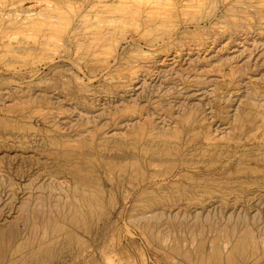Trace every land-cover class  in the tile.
Listing matches in <instances>:
<instances>
[{"label":"rangeland","instance_id":"obj_1","mask_svg":"<svg viewBox=\"0 0 264 264\" xmlns=\"http://www.w3.org/2000/svg\"><path fill=\"white\" fill-rule=\"evenodd\" d=\"M121 1L0 0V264H264V0Z\"/></svg>","mask_w":264,"mask_h":264},{"label":"bare ground","instance_id":"obj_2","mask_svg":"<svg viewBox=\"0 0 264 264\" xmlns=\"http://www.w3.org/2000/svg\"><path fill=\"white\" fill-rule=\"evenodd\" d=\"M64 1V0H63ZM93 1H95V0H93ZM107 1V0H106ZM114 1H116V0H114ZM120 1V0H119ZM123 1V0H122ZM121 1V2H122ZM140 1V0H139ZM166 1H169V0H166ZM165 1V2H166ZM177 1V0H176ZM197 1H199V0H197ZM196 1V2H197ZM230 1V0H229ZM232 1V0H231ZM237 1V0H236ZM241 1H244V0H241ZM250 1V0H249ZM261 1V0H260ZM4 2V1H3ZM25 2V1H24ZM32 2V1H31ZM105 2V1H104ZM132 2V0L129 2V3H131ZM145 2H148V1H146L145 0ZM158 2V1H157ZM165 2H164V5H165ZM178 2H179V0H178ZM194 2V1H193ZM201 1H199V3H200ZM206 2V1H205ZM223 2V1H222ZM38 3V2H37ZM66 3V2H65ZM73 4H74V2H72ZM84 3H86V2H84ZM133 3V2H132ZM171 2H169V4H170ZM192 3V2H191ZM198 3V4H199ZM203 3V1L201 2V4ZM226 3H227V1H226ZM230 3V2H229ZM242 3H244V2H242ZM8 4V3H7ZM10 4V3H9ZM100 4V3H99ZM102 4V3H101ZM127 4V3H126ZM134 4H137V5H139V7H140V4H141V2H136V3H134ZM155 4V3H154ZM168 4V5H169ZM183 4V3H182ZM193 4V3H192ZM21 5H22V2H21ZM48 5V4H47ZM67 5H69V4H67ZM78 5V4H77ZM77 5H76V7H77ZM96 5H98V4H96ZM96 5H94L95 7H96ZM103 5H105V3L103 4ZM102 5V6H103ZM142 6H143V4H141ZM158 4H156V6H157ZM167 5V4H166ZM165 5V6H166ZM170 5H172V4H170ZM51 6H53V5H51ZM61 6V5H60ZM83 6V5H82ZM87 6H89V5H87ZM118 6V5H117ZM122 5H120V7H121ZM133 6V5H132ZM160 6V5H159ZM183 6H185V5H183ZM225 6V5H224ZM235 6V5H234ZM1 7V6H0ZM49 6H46V8H48ZM66 7V6H65ZM65 7H63V8H65ZM70 7V6H69ZM81 7V6H80ZM128 7H130V6H128ZM137 7V6H136ZM158 7V6H157ZM161 7V6H160ZM162 7H163V5H162ZM196 7V6H195ZM218 7V6H217ZM45 8V9H46ZM75 8V7H74ZM92 8V7H91ZM94 8V7H93ZM92 8V9H93ZM134 8V7H133ZM140 8H142V7H140ZM148 8V7H147ZM166 8V7H165ZM189 8V7H188ZM191 8V7H190ZM194 7H192L191 8V10L193 9ZM244 8V7H243ZM43 9V8H42ZM112 9V8H111ZM124 9H129V8H124ZM132 9V8H131ZM138 9V8H137ZM170 9V8H169ZM195 9V8H194ZM56 10V9H55ZM68 10V9H67ZM69 10H71L72 11V9H69ZM89 10V12H91L90 11V9H88ZM94 10H96V8H94ZM100 10V9H99ZM117 10V9H116ZM119 10V9H118ZM152 10V9H151ZM154 10H157V8H155ZM164 10H167V9H164ZM163 10V11H164ZM230 10V9H229ZM57 11H59V10H57ZM56 11V12H57ZM77 11V10H76ZM82 11L83 10H81V12L80 13H82ZM103 11V10H102ZM113 11V10H112ZM122 12L123 11H125V13H129V14H127V15H130L131 17H134V15H135V12H134V10L132 11V10H128V12H127V10H121ZM137 11V10H136ZM159 11V10H158ZM163 11H161V12H163ZM170 12L171 11H173V10H169ZM168 11V12H169ZM189 11H190V9H189ZM221 11V10H220ZM25 12V11H24ZM62 11H60L59 12V14L61 13ZM69 12V11H68ZM73 12V11H72ZM88 12V11H87ZM114 12V11H113ZM145 12V11H144ZM155 12V11H154ZM157 12V11H156ZM167 12V11H166ZM213 12H214V10H213ZM224 12V11H223ZM48 13V12H47ZM50 13V12H49ZM64 13H66V12H64ZM105 13V12H104ZM103 13V14H104ZM107 13V12H106ZM164 13H165V11H164ZM179 13V12H178ZM219 13V12H218ZM224 13H227L228 14V12H224ZM223 13V14H224ZM43 14V13H42ZM46 14V13H45ZM51 14V13H50ZM109 14H111V13H109ZM121 14V13H120ZM123 14V13H122ZM158 14V13H157ZM167 14H169V13H167ZM182 14V13H181ZM185 14H189V13H184V15ZM236 14V13H235ZM21 15V14H20ZM72 15H74V14H72ZM76 15H78V14H76ZM107 15V14H106ZM105 15V16H106ZM127 15H125V16H127ZM144 15H147V14H144ZM149 15V14H148ZM174 15V14H173ZM179 15V14H178ZM204 15H207V14H204ZM57 16V15H56ZM104 16V15H103ZM109 16V15H108ZM112 16V15H111ZM110 16V17H111ZM113 16H115V15H113ZM136 16V15H135ZM202 16V15H201ZM215 16H216V14H215ZM58 17H60V16H58ZM94 17V16H93ZM95 17H97V16H95ZM117 17H119V16H117ZM120 17H122V16H120ZM123 17H124V15H123ZM141 17V16H140ZM161 17V16H160ZM198 17H199V15H198ZM218 17V16H217ZM220 17V16H219ZM10 18V17H9ZM40 18V19H39ZM42 18V19H41ZM60 18H63V17H60ZM64 18H66V17H64ZM78 18V17H77ZM101 18H103V17H101ZM107 18V17H106ZM112 18V17H111ZM142 18V17H141ZM151 18H154V17H151ZM164 18H166V17H164ZM185 18V17H184ZM196 18V17H195ZM5 19H7V18H5ZM94 19H96V18H94ZM126 19H128V18H126ZM135 19H137V18H135ZM156 19H159L158 17L156 18ZM132 20V19H131ZM150 20V19H149ZM50 21V20H49ZM53 21V20H52ZM123 21V20H122ZM156 21V20H155ZM212 21V20H211ZM58 22V21H57ZM106 22V21H105ZM133 22V21H132ZM8 23H13L14 25H16V26H18L19 28L17 29V30H19V32L22 34V35H24V36H27V37H30V35H31V32H33V34L35 35L36 33H38V32H40V28H39V26L40 25H45V26H49V27H54L55 25L54 24H51V23H48V22H46V19H45V15H40V14H37V15H35V16H27V17H25V19H24V22L23 21H21V22H18L17 21V19H16V21L14 20V19H11V20H9V22ZM60 24H61V22H59ZM110 23V22H109ZM119 23H121L122 24V22H119ZM136 23V22H135ZM191 23V22H190ZM202 23V22H201ZM207 23V22H206ZM58 24V23H57ZM106 24V23H105ZM127 24V23H126ZM139 24V23H138ZM195 24V23H194ZM64 25V24H63ZM99 25V24H98ZM116 25V24H115ZM141 25H143V24H141ZM149 25H152V24H149ZM198 25V24H197ZM204 25V24H203ZM77 26V25H76ZM102 26H104V25H102ZM101 26V27H102ZM136 26V25H135ZM146 26H148V25H146ZM169 26H171V25H169ZM183 26V25H182ZM56 27H58V26H56ZM81 27V26H80ZM106 27V26H105ZM110 27V29L111 28H113L114 26H109ZM109 27H107V28H109ZM124 27V26H123ZM143 27V26H142ZM184 27V26H183ZM190 27V26H189ZM194 27H196V26H194ZM214 27V26H213ZM48 28V27H47ZM60 28V27H59ZM62 28V27H61ZM72 28V27H71ZM131 29H133L132 27H130ZM145 27H143V29H144ZM42 29H44V28H42ZM63 29V28H62ZM83 29V28H82ZM98 29V28H97ZM103 29V28H102ZM124 29H126V28H124ZM191 29V28H190ZM196 29V28H195ZM194 29V30H195ZM49 30H51L50 28H49ZM52 30H55V29H52ZM87 30V29H86ZM85 30V31H86ZM92 31H93V29H91ZM96 30V29H95ZM100 30V29H99ZM109 30V29H108ZM116 30V29H115ZM118 30V29H117ZM127 30H129L130 31V29H127ZM138 30V29H137ZM142 30V29H141ZM140 30V31H141ZM56 31V30H55ZM54 31V32H55ZM84 31V30H83ZM90 31V30H89ZM88 31V32H89ZM113 31V30H112ZM120 31V30H119ZM87 32V33H88ZM91 32V31H90ZM94 32V31H93ZM121 32V31H120ZM171 32H173V31H171ZM175 33H173V34H176V31H174ZM185 32V31H184ZM0 35L4 38L5 36H6V30H1L0 31ZM96 33V32H95ZM116 33H118V32H116ZM115 33V34H116ZM126 33V32H125ZM124 33V35H126ZM138 33L140 34V32L138 31ZM144 33V32H143ZM46 35H47V33H45ZM58 34V33H57ZM114 34V35H115ZM119 34V33H118ZM146 34V33H145ZM178 35H179V33H177ZM181 34V33H180ZM8 35H10V34H8ZM7 35V36H8ZM94 35H96V34H94ZM101 35H103L104 36V34H101ZM100 35V36H101ZM136 35V34H135ZM138 35V34H137ZM151 35V34H150ZM36 36V35H35ZM43 36V35H42ZM61 36V35H60ZM93 36V35H92ZM117 36V35H116ZM130 36H134V35H130ZM166 36V35H165ZM10 39H12L13 37H11V36H8ZM82 37V36H81ZM147 37V36H146ZM159 37H161V36H159ZM176 37H178V36H176ZM55 38V37H54ZM78 38V37H77ZM84 38V37H83ZM90 38V37H89ZM132 38V37H131ZM135 38V37H134ZM137 38V37H136ZM49 39L50 40H52L50 37H49ZM87 39V38H86ZM92 39V38H91ZM105 39V38H104ZM118 39H120V38H118ZM133 39V38H132ZM167 39V38H166ZM171 39V38H170ZM54 40V39H53ZM55 40H59V39H55ZM54 40V41H55ZM81 40V39H80ZM97 40V39H96ZM130 40V39H129ZM157 40V39H156ZM163 40V39H162ZM7 41V40H6ZM10 41L11 40H8V44L10 43ZM102 41V40H101ZM100 41V42H101ZM103 41H105V40H103ZM158 41V40H157ZM168 41V40H167ZM77 42V41H76ZM107 42V41H106ZM117 43L116 44H118V41H116ZM123 42V41H122ZM135 42V41H134ZM133 42V43H134ZM148 42V41H147ZM156 42V41H155ZM39 43V42H38ZM78 43V42H77ZM95 43L96 42H94V45H95ZM130 43V42H129ZM0 44H2V43H0ZM36 44V43H35ZM148 44H149V42H148ZM45 45V44H44ZM101 45H103V44H101ZM113 45H114V43H113ZM35 46V45H34ZM80 46V45H79ZM87 46V45H86ZM135 46H137V44L135 45ZM17 47H19L18 45H17ZM37 47V46H36ZM88 47V46H87ZM92 48H93V46H91ZM94 47H98V46H94ZM120 47V46H119ZM4 48H6V47H4ZM45 49H47V48H45ZM44 49V50H45ZM78 49V48H77ZM82 49V48H81ZM103 49V48H102ZM12 50V49H11ZM11 50H8V51H11ZM89 50V49H88ZM88 50L86 51V52H88ZM99 50V49H98ZM2 51V50H1ZM78 51V50H77ZM89 51H91V50H89ZM95 51V50H94ZM109 51V52H108ZM108 51H104V52H108V53H111L110 52V48L108 49ZM13 52V51H12ZM16 52V51H15ZM99 52H101V51H99ZM103 52V51H102ZM4 53V52H3ZM89 53V52H88ZM105 54V53H104ZM5 55V54H4ZM11 55V54H10ZM97 55V54H96ZM95 55V56H96ZM114 55H116V54H114ZM101 56V55H100ZM108 56V55H107ZM112 56V55H111ZM16 57H17V55H16ZM104 57V56H103ZM105 57H106V55H105ZM52 58V57H51ZM146 58V57H145ZM50 60V59H49ZM116 60V59H115ZM103 61H105V58H104V60ZM107 61V60H106ZM54 62V61H53ZM114 62V61H113ZM104 63V62H103ZM76 64V63H75ZM105 64V63H104ZM108 66V65H107ZM110 67V66H109ZM49 68V67H48ZM78 70V69H77ZM14 73H16V72H14ZM18 73V72H17ZM21 73V72H20ZM129 74V73H128ZM12 76V75H11ZM34 76V75H33ZM10 79V78H9ZM77 187H79V186H77ZM78 190V189H77ZM83 190H85V189H83ZM78 191H80V190H78ZM75 192H77V191H75ZM86 192H88V191H86ZM81 193V192H80ZM74 194V193H73ZM78 194V193H77ZM86 194V193H85ZM75 196H76V194H75ZM91 197V196H90ZM82 198V197H81ZM85 198H87V197H85ZM78 200V199H77ZM84 200H87V199H84ZM92 200V199H91ZM73 201V200H72ZM83 201V200H82ZM85 202H87V201H85ZM94 201H92V204H96V203H93ZM83 203V202H82ZM81 203V204H82ZM81 204H79V206L81 205ZM98 205V204H97ZM86 206V205H85ZM84 206V207H85ZM82 207V206H81ZM87 207V206H86ZM92 207L94 208V205H92ZM91 208V207H90ZM71 209L73 210L74 208L71 206ZM87 209V208H86ZM96 209V208H95ZM79 210V209H78ZM82 210H83V208H82ZM74 211V210H73ZM77 211V210H76ZM94 211H96V210H94ZM75 212V211H74ZM73 212V213H74ZM78 212V211H77ZM83 212V211H82ZM81 213V212H80ZM82 214V213H81ZM80 214V215H81ZM145 215V214H144ZM79 216H77V219H79L78 218ZM74 219H76V218H74ZM72 220H73V217H72ZM80 221V220H79ZM59 228H61V227H59ZM162 231V230H161ZM3 232H4V230H3ZM165 232H167V231H165ZM157 233H158V231H157ZM190 233H191V231H190ZM10 234V233H9ZM8 234V235H9ZM69 234H70V232H69ZM159 234H161V232H159ZM183 235V234H182ZM3 238V237H2ZM167 238V237H166ZM32 240V239H31Z\"/></svg>","mask_w":264,"mask_h":264}]
</instances>
